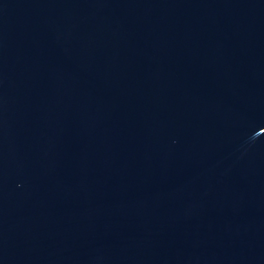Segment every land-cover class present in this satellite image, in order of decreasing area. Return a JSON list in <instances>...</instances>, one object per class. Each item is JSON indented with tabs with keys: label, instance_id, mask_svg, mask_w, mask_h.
<instances>
[{
	"label": "water",
	"instance_id": "water-1",
	"mask_svg": "<svg viewBox=\"0 0 264 264\" xmlns=\"http://www.w3.org/2000/svg\"><path fill=\"white\" fill-rule=\"evenodd\" d=\"M0 264H264V0H0Z\"/></svg>",
	"mask_w": 264,
	"mask_h": 264
}]
</instances>
